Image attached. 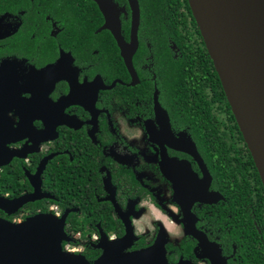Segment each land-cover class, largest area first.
Listing matches in <instances>:
<instances>
[{
  "label": "flooded vegetation",
  "instance_id": "obj_1",
  "mask_svg": "<svg viewBox=\"0 0 264 264\" xmlns=\"http://www.w3.org/2000/svg\"><path fill=\"white\" fill-rule=\"evenodd\" d=\"M206 55L187 0H0V197L38 187L0 218L61 219L90 263L125 239L264 264V187Z\"/></svg>",
  "mask_w": 264,
  "mask_h": 264
},
{
  "label": "water",
  "instance_id": "obj_2",
  "mask_svg": "<svg viewBox=\"0 0 264 264\" xmlns=\"http://www.w3.org/2000/svg\"><path fill=\"white\" fill-rule=\"evenodd\" d=\"M207 54L238 129L250 150L264 187V0H187ZM3 163L0 162V166ZM34 192L8 200L0 211L10 216L38 200ZM61 219L35 214L20 222L0 218V264H166L157 247L127 252L123 239L93 263L65 252Z\"/></svg>",
  "mask_w": 264,
  "mask_h": 264
},
{
  "label": "trees",
  "instance_id": "obj_3",
  "mask_svg": "<svg viewBox=\"0 0 264 264\" xmlns=\"http://www.w3.org/2000/svg\"><path fill=\"white\" fill-rule=\"evenodd\" d=\"M187 9H188V7H187ZM201 51H198L197 53H195L192 56V58H188L187 61H186V63H191V62L204 63V61L202 60L201 55H200ZM203 52L205 53V51H203ZM206 57H208V56L206 55ZM205 62L211 64L210 58L208 57L207 61H205ZM214 79H215V82H216V84H217V86L219 88V91H218V100H219V103L220 104L225 103V106H227L226 99H225V96L223 94L220 81H219L218 78H216V76H215ZM11 184H12V182L0 181V187H2L4 189H8L9 185H11Z\"/></svg>",
  "mask_w": 264,
  "mask_h": 264
}]
</instances>
